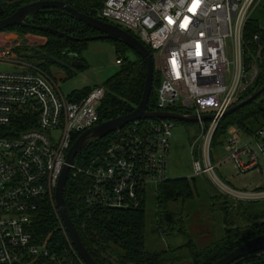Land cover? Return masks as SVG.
Wrapping results in <instances>:
<instances>
[{
    "label": "built area",
    "instance_id": "obj_1",
    "mask_svg": "<svg viewBox=\"0 0 264 264\" xmlns=\"http://www.w3.org/2000/svg\"><path fill=\"white\" fill-rule=\"evenodd\" d=\"M12 1L23 0H0V6ZM259 2L101 0L98 12L100 19L133 31L151 54L159 53L155 111L197 118L201 136L197 158L193 144L190 149L193 172L209 176L221 194L235 201L264 199V189H235L223 183L215 169L224 160L212 158L211 140L224 111L237 103L260 72L264 38L254 33L250 40L254 49L248 52L243 36L250 12ZM12 31H0V61L15 68L0 71V264H31L36 257H54L45 244L33 240L32 215L41 199L55 205L66 153L82 132L100 123L104 88L64 95L40 68V60L28 52L43 44L45 37L26 32L22 39L7 38ZM261 32L264 35V29ZM227 45L232 60L226 56ZM17 48L22 49L20 54ZM115 63L122 61L116 58ZM203 114L213 116L203 120ZM174 120L136 119L107 134L103 150L85 163L73 160L68 178L82 176L83 202L117 209L139 207L147 184L157 187L169 178ZM222 148L236 173L262 172L258 154L264 158V121L251 132L230 127Z\"/></svg>",
    "mask_w": 264,
    "mask_h": 264
},
{
    "label": "trees",
    "instance_id": "obj_2",
    "mask_svg": "<svg viewBox=\"0 0 264 264\" xmlns=\"http://www.w3.org/2000/svg\"><path fill=\"white\" fill-rule=\"evenodd\" d=\"M62 1L80 12L99 18L98 12L101 8V0ZM15 5L11 3L4 4V11L0 16L6 17L14 12L15 10H12L11 7ZM25 22L27 25H15L8 29L16 32L40 33L47 36L48 41L44 47L46 62L42 64L46 70L53 64L61 66L58 63L59 59L70 63L72 60L70 54L77 53L79 55L81 46L86 41L84 37L96 33L94 29L72 18L65 11L59 12L55 9L48 11L47 16H34V21L26 18ZM35 26H48L57 29L73 36V39L36 29ZM261 31L263 29L259 28L258 24L251 18L247 20L243 31L245 50L252 52L254 49V45L250 42L254 33H260L261 37L264 38ZM75 38H81V40ZM259 65L260 72L253 84L246 87L236 102L243 100L264 84V60ZM65 70L66 74L71 72L68 68ZM145 73V64L142 58L137 55V62L125 64L124 66L121 64V69L116 75L110 77L105 85H101L104 88V96L98 107L100 122L134 109L141 99ZM159 82L160 79H156L153 75V86L147 103L149 111H155L157 108L156 89ZM88 90L77 94H84ZM263 121L264 90L245 105L220 118L212 135L211 144L212 146L215 143L222 145L228 129L232 126L245 132H251ZM29 126L34 125L33 123L25 124L21 127ZM105 137L108 138V136ZM106 140L103 142L102 138L91 139L75 156V159H78L77 163H85L92 156L100 153L106 144ZM212 158L214 159V157ZM82 179V176L73 179L69 175L63 195L67 212L83 245L98 263L167 264L181 258L180 254L171 257L177 249H173L171 252L168 250L148 251L144 249V201L139 207L128 209L88 206L83 202ZM257 189H264V185L257 187ZM191 195L192 192L187 178L169 177L156 187L157 210H160L168 201L174 200L176 197H190ZM244 218L248 220L246 224L226 226L224 236L210 246L198 249L191 242L186 244L190 264H211L246 240L264 233V209L253 215L248 214ZM30 232L33 240L45 244L54 256L52 259L36 257L31 264H84L70 245L63 231L57 208L51 201L40 200L38 208L32 215ZM235 264H264V250L251 254Z\"/></svg>",
    "mask_w": 264,
    "mask_h": 264
},
{
    "label": "rangeland",
    "instance_id": "obj_3",
    "mask_svg": "<svg viewBox=\"0 0 264 264\" xmlns=\"http://www.w3.org/2000/svg\"><path fill=\"white\" fill-rule=\"evenodd\" d=\"M250 18L258 24L259 28L264 29V0H260L250 12ZM25 33L13 30L12 34L7 35V38L21 37L22 39ZM130 33L134 34L133 31ZM34 35L44 36L45 42L37 44L39 46H34V48H28V52L34 55L35 59L41 61H38L41 65L40 68L59 84V90L64 95L105 85L107 80L121 69V64L115 63L116 58L122 60V66L137 62V55L130 47L117 39L104 38L87 40L82 44L79 53L84 64L82 67L76 68L69 62L59 59L58 63L61 66L53 64L46 70L42 64L46 62L44 47L48 38L40 33H34ZM17 51L20 54L22 49L17 48ZM152 56L154 60L153 75L156 79H160L159 53L152 52ZM226 56L232 60L228 45L226 46ZM23 58L27 59L28 55H24ZM67 68L71 72L66 74L65 69ZM14 69L10 63L0 61V71ZM200 136L201 127L197 121H174L170 138L168 175L170 178H187L192 192L190 197H176L157 210L156 187L152 184H147L145 187L143 246L148 251L168 250L171 252L173 249H177L171 257L180 254L181 258L167 264H190L186 244L191 242L198 249L210 246L224 236L226 226L230 224L244 225L248 222L244 216L256 214L264 209V199L235 201L228 196H221L223 195L221 190L212 183L211 178L206 174H194L193 155L190 149L193 144L194 157L197 158L196 151ZM106 139L107 137H103V142ZM212 156L217 162L224 160L221 166H217L215 172L219 179L229 187L250 190L264 185V158L259 154L258 159L262 172L253 169L236 173L232 161L226 159L227 152L218 143L212 146ZM77 161L78 159H74L75 163Z\"/></svg>",
    "mask_w": 264,
    "mask_h": 264
},
{
    "label": "water",
    "instance_id": "obj_4",
    "mask_svg": "<svg viewBox=\"0 0 264 264\" xmlns=\"http://www.w3.org/2000/svg\"><path fill=\"white\" fill-rule=\"evenodd\" d=\"M42 9H55L59 12L65 11L72 18L82 22L83 24L91 27L99 34L92 36H86L84 39L94 40V39H104L111 38L117 39L130 47L138 56H140L145 64V80L144 87L141 95V99L134 109L128 113L118 115L116 117L107 119L98 123L97 125L85 130L82 132L72 143L70 148L66 153L65 164L63 166L62 172L59 176L55 192H54V202L57 208L59 217L64 225V229L68 235L69 241L84 264H100L98 263L87 251L83 245L78 232L67 212L65 200H64V187L66 185L68 174L70 170V165L72 164L75 156L84 148L91 139L94 138H103L107 134L119 129L124 126L126 123L134 121L136 119H145V118H169L185 122H195L197 118L195 116H184L179 113L169 112V111H149L147 109V103L149 99L150 92L153 86V74H154V60L150 50L132 33L123 29L122 27L112 24L110 22L104 21L100 18L88 15L86 13L78 11L73 6L67 4L62 0H34L29 3H26L20 6L17 10L12 12L0 19V31H4L11 26H24L27 25L25 18L31 15H34L39 10ZM4 8L0 6V15L3 13ZM36 29L48 31L52 34H57L59 36H65L70 39H73V36L68 35L65 32L53 29L51 27L45 26H35ZM76 40H81V38H75ZM72 61L70 64L76 68L82 67L84 64L81 61L77 53H71ZM38 64V63H37ZM264 90V84L260 86L259 89L253 91L243 100L238 101L237 103L231 105L227 108L222 116H225L237 108L245 105L256 97L260 92ZM213 115L203 114L201 119L209 120ZM264 250V233L254 236L240 245L233 248L231 251L227 252L225 255L218 258L216 261L211 264H235L239 260Z\"/></svg>",
    "mask_w": 264,
    "mask_h": 264
},
{
    "label": "flooded vegetation",
    "instance_id": "obj_5",
    "mask_svg": "<svg viewBox=\"0 0 264 264\" xmlns=\"http://www.w3.org/2000/svg\"><path fill=\"white\" fill-rule=\"evenodd\" d=\"M31 1H34V0H29V1H26V0H23V1H12L11 4H16L15 6H12L11 9L12 10H17L20 6L26 4V3H29ZM50 10H53V9H42V10H39L37 13H35L34 15H31V16H28L26 18L28 19H31V21H34V16H39V17H43V16H47L48 15V11ZM3 18L0 16V19ZM45 27H48V26H45ZM94 34H99V32L96 31V33ZM72 61V60H71Z\"/></svg>",
    "mask_w": 264,
    "mask_h": 264
},
{
    "label": "crops",
    "instance_id": "obj_6",
    "mask_svg": "<svg viewBox=\"0 0 264 264\" xmlns=\"http://www.w3.org/2000/svg\"><path fill=\"white\" fill-rule=\"evenodd\" d=\"M9 34H11V33H9ZM53 70V69H52Z\"/></svg>",
    "mask_w": 264,
    "mask_h": 264
}]
</instances>
